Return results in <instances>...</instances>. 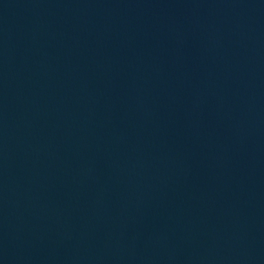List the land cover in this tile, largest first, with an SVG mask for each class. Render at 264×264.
<instances>
[{
  "label": "water",
  "instance_id": "water-1",
  "mask_svg": "<svg viewBox=\"0 0 264 264\" xmlns=\"http://www.w3.org/2000/svg\"><path fill=\"white\" fill-rule=\"evenodd\" d=\"M0 264H264V0H0Z\"/></svg>",
  "mask_w": 264,
  "mask_h": 264
}]
</instances>
